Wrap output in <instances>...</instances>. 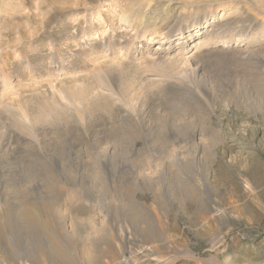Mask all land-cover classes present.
I'll return each instance as SVG.
<instances>
[{
  "label": "rangeland",
  "instance_id": "rangeland-1",
  "mask_svg": "<svg viewBox=\"0 0 264 264\" xmlns=\"http://www.w3.org/2000/svg\"><path fill=\"white\" fill-rule=\"evenodd\" d=\"M125 263L264 264V0H0V264Z\"/></svg>",
  "mask_w": 264,
  "mask_h": 264
},
{
  "label": "bare ground",
  "instance_id": "bare-ground-1",
  "mask_svg": "<svg viewBox=\"0 0 264 264\" xmlns=\"http://www.w3.org/2000/svg\"><path fill=\"white\" fill-rule=\"evenodd\" d=\"M112 1H115V0H112ZM117 2H119L120 0H116ZM124 1V0H123ZM151 2V1H150ZM148 3V2H147ZM121 4V3H120ZM123 4V3H122ZM129 5V4H128ZM133 6H134V4H133ZM133 6H128V7H126L125 6V10H124V16L126 15V18H127V13H128V11L130 10L129 8H132ZM120 8V7H119ZM124 8V7H123ZM163 8V7H162ZM161 8V9H162ZM149 9V8H148ZM121 11V10H120ZM154 11V10H153ZM164 11V10H163ZM180 11V10H179ZM156 12H158V11H156ZM122 13H123V11H122ZM160 13V12H159ZM162 13V12H161ZM172 13H173V11H172ZM122 15V16H123ZM155 15V13L151 16V17H149V23L150 24H153V16ZM170 15V14H169ZM168 18V17H167ZM164 19V18H163ZM128 20H129V18H128ZM130 21V20H129ZM137 19H136V23H137ZM167 21V20H166ZM191 21V20H190ZM127 22V21H126ZM155 22V21H154ZM129 23V22H128ZM163 23V22H162ZM167 23V22H166ZM155 24V23H154ZM165 25V24H164ZM166 26V25H165ZM158 27V26H157ZM164 27V26H163ZM192 27V26H191ZM156 28V27H155ZM219 28V27H218ZM156 30V29H155ZM160 30V29H159ZM197 30V31H196ZM175 31H177V30H175ZM200 31V29L198 30V26L195 28V30L194 31H191V30H188V31H186V32H182L181 31V29L179 28V30H178V32L180 33V34H183V36L185 35V34H189L190 36H194L197 32H199ZM213 31V30H212ZM212 31H209V32H207V35L203 38H200V39H198L197 40V42H196V47L198 48V46H200V45H212L211 43H213V42H210V40H209V35H210V33H212ZM161 32V31H160ZM215 32V31H214ZM155 33H156V31H155ZM160 35V34H159ZM164 35V34H163ZM189 35H187V38L189 37ZM161 36V35H160ZM171 36H173V34L172 33H170V35H168L167 36V39L169 40L170 38H171ZM213 37V36H212ZM121 38V37H120ZM120 38L118 37L117 39H115L114 41H113V46H112V49H117V47L120 49V48H122V47H124V46H122L121 47V45L122 44H124V42L122 43L121 41H120ZM215 39V38H214ZM122 40V39H121ZM129 40V39H128ZM126 43V42H125ZM221 43H223L222 45H219V47L220 48H224L225 47V45L227 46L228 45V42H226L225 41V39L221 42ZM108 44H109V42H108ZM177 44V43H176ZM107 45V44H106ZM110 45V44H109ZM108 45V46H109ZM126 45V44H125ZM215 47V46H214ZM111 48V47H110ZM110 48H109V51H110ZM178 50V49H177ZM112 51V50H111ZM110 51V52H111ZM180 51V50H179ZM164 53H165V51H164ZM163 52L162 53H160V54H158L157 56H161L162 57V55L164 54ZM164 56V55H163ZM56 63V62H55ZM57 69H54V70H52L53 71V73H55V71H56ZM75 97H76V94H75ZM126 264V263H125Z\"/></svg>",
  "mask_w": 264,
  "mask_h": 264
}]
</instances>
